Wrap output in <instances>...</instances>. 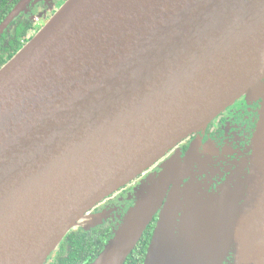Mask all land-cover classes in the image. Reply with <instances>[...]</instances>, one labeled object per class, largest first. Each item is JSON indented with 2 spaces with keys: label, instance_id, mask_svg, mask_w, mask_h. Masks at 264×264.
<instances>
[{
  "label": "water",
  "instance_id": "water-1",
  "mask_svg": "<svg viewBox=\"0 0 264 264\" xmlns=\"http://www.w3.org/2000/svg\"><path fill=\"white\" fill-rule=\"evenodd\" d=\"M243 95L261 98L245 178L207 193L193 150L164 162L92 264H124L159 210L143 264H264V0L64 1L0 68V264H44Z\"/></svg>",
  "mask_w": 264,
  "mask_h": 264
},
{
  "label": "flooded vegetation",
  "instance_id": "flooded-vegetation-1",
  "mask_svg": "<svg viewBox=\"0 0 264 264\" xmlns=\"http://www.w3.org/2000/svg\"><path fill=\"white\" fill-rule=\"evenodd\" d=\"M64 1L0 0V64L18 48L19 43L33 37L44 25V20H48ZM260 102L261 98L253 100L247 96L239 97L203 130L178 143L155 166L98 202L86 213V221L78 223L68 232L78 237H94L106 232L111 234L133 204L136 188L150 175L157 173L164 162L183 159L189 150L194 151L192 172L201 191L216 193L237 177L244 179L248 171L247 161L252 153L251 140L259 119ZM159 211L145 229L151 227L147 244ZM58 250L56 247L44 264L53 262L60 252ZM232 261L233 253L223 262L232 264Z\"/></svg>",
  "mask_w": 264,
  "mask_h": 264
},
{
  "label": "trees",
  "instance_id": "trees-1",
  "mask_svg": "<svg viewBox=\"0 0 264 264\" xmlns=\"http://www.w3.org/2000/svg\"><path fill=\"white\" fill-rule=\"evenodd\" d=\"M31 38L19 43L18 48L0 64V68ZM150 232L151 227L143 233L133 251L126 258L124 264H142L145 258ZM111 234L106 232L101 235L98 234L99 236L95 235L94 237L87 235L78 237L72 234V232H68L57 246L60 252H58L55 260L48 264H92Z\"/></svg>",
  "mask_w": 264,
  "mask_h": 264
},
{
  "label": "rangeland",
  "instance_id": "rangeland-1",
  "mask_svg": "<svg viewBox=\"0 0 264 264\" xmlns=\"http://www.w3.org/2000/svg\"><path fill=\"white\" fill-rule=\"evenodd\" d=\"M47 22V20H44V24ZM243 96H245V95H243ZM249 97V96H248ZM250 99L252 98V97H249ZM253 100H256L255 98H253ZM84 220H86V218H84ZM83 220V221H84Z\"/></svg>",
  "mask_w": 264,
  "mask_h": 264
},
{
  "label": "bare ground",
  "instance_id": "bare-ground-1",
  "mask_svg": "<svg viewBox=\"0 0 264 264\" xmlns=\"http://www.w3.org/2000/svg\"><path fill=\"white\" fill-rule=\"evenodd\" d=\"M177 159V158H176Z\"/></svg>",
  "mask_w": 264,
  "mask_h": 264
}]
</instances>
